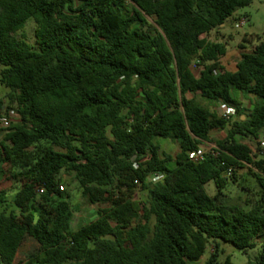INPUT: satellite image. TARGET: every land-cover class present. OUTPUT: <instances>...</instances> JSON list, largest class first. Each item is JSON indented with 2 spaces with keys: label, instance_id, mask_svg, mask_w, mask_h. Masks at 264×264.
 <instances>
[{
  "label": "trees",
  "instance_id": "16d2710c",
  "mask_svg": "<svg viewBox=\"0 0 264 264\" xmlns=\"http://www.w3.org/2000/svg\"><path fill=\"white\" fill-rule=\"evenodd\" d=\"M254 1L0 0L1 83L9 90L0 122L10 110L20 119L0 124V175L22 183L19 214L0 211V264H15L23 237L39 250L17 264H197L211 244L204 264H233L220 262L221 243L256 247L264 236V41L229 71L225 44L208 40ZM30 20L34 46L15 35ZM199 97L237 114L219 116ZM242 98L255 101L251 110ZM215 131L227 136L192 162L189 153ZM157 138L180 152L162 153ZM241 139L257 141L263 157L255 160ZM248 166L258 188L242 186L235 200L225 190ZM62 172L91 204L107 205L76 231ZM137 189L145 198H133ZM6 198L1 192L0 205ZM249 264H264V244Z\"/></svg>",
  "mask_w": 264,
  "mask_h": 264
},
{
  "label": "rangeland",
  "instance_id": "374dc122",
  "mask_svg": "<svg viewBox=\"0 0 264 264\" xmlns=\"http://www.w3.org/2000/svg\"><path fill=\"white\" fill-rule=\"evenodd\" d=\"M245 18L246 24L241 28H237L236 25ZM148 22L155 26L153 18H147ZM35 31L36 23L33 20L28 21L25 28L20 32L16 33V37L25 40L30 46L35 45ZM208 40L211 42H220L225 44L227 48V55L221 58L222 65L229 71H236V63L240 60L242 53L253 52L260 41H264V0H255L249 7L241 8L237 10L234 16L229 19L223 27L213 31L209 36ZM2 66L0 65V100H3L6 104L7 95L9 90L6 89L1 83ZM195 74H199V69H194ZM198 103L210 109L212 112H216L219 116H223L225 105L216 104L215 106L210 105L207 101L202 98H197ZM255 101L250 99L242 98L243 108L245 110H251ZM244 120V118H242ZM20 119L16 116L13 119V125H18ZM5 132L1 134L3 137ZM227 136V131H215L211 134L212 142L204 143L201 147L206 151L210 152L216 148L215 141L223 140ZM241 141L248 145L253 153L255 154V160H260L263 156L262 152L259 151L258 142L253 139H241ZM264 143V137L260 139ZM155 142L161 147L162 153L168 154L175 158L180 152L179 145L176 142L167 139L157 138ZM57 150H60L57 148ZM253 173L258 171L252 166H248L246 169H240L237 171L238 183L233 186L229 185L228 189L225 190V194L230 195L235 200L239 195L244 194L243 191H239L242 186L257 190V180L249 170ZM8 175H12V170L6 167ZM58 184L64 186L65 193L68 196L67 202L69 203L73 212V219L71 223V229L73 231L95 221L98 219V211L101 207L107 205H93L83 195L82 189L79 187L73 174L62 172L57 178ZM22 183L15 179L10 180L8 177H1L0 175V193H6V201L0 205V211L7 210L8 212L15 211L19 214V210L14 205V196L21 187ZM206 192L209 196L213 197L217 193L216 186L213 182L208 183L205 186ZM134 199L140 200L143 197L142 192L137 189ZM264 244V236L256 241V247L254 249L244 252L237 249L232 244L221 243L222 254L220 256V262H224L227 258H230L233 264H249L250 261L257 262L260 259L262 253V246ZM213 246L208 245L205 255L201 262L197 264H204L212 253ZM39 247L37 243L29 238L23 237L17 247V253L15 256V264L21 261H25L31 254L38 252Z\"/></svg>",
  "mask_w": 264,
  "mask_h": 264
},
{
  "label": "built area",
  "instance_id": "2783aa9c",
  "mask_svg": "<svg viewBox=\"0 0 264 264\" xmlns=\"http://www.w3.org/2000/svg\"><path fill=\"white\" fill-rule=\"evenodd\" d=\"M246 24V19L243 18L241 20L240 23H238L236 25L237 28H241L242 26H244ZM197 66L196 65H193L192 69H196ZM225 110L223 112V117L226 118V119H230L231 117H234L236 116L237 114V111L234 107H227L225 106ZM17 116L16 112L14 110H10L6 115L2 116V119H1V122L0 124L2 126H4L5 128H8L11 126V124H13V119ZM262 148L264 149V143L262 144ZM206 151L200 147L199 149L193 151V152H190L189 153V159L192 161V162H195V163H199V162H202L205 158V155H206ZM232 174V170H229V172L224 176V178H228L230 177ZM162 177V175H156L153 177V180L155 181H158L160 180ZM60 190L64 191V186H60ZM37 192L39 194H43L45 192V189L43 187H38L37 188Z\"/></svg>",
  "mask_w": 264,
  "mask_h": 264
},
{
  "label": "crops",
  "instance_id": "0c3cea01",
  "mask_svg": "<svg viewBox=\"0 0 264 264\" xmlns=\"http://www.w3.org/2000/svg\"><path fill=\"white\" fill-rule=\"evenodd\" d=\"M226 55H227V54H226ZM226 55H225V56H226ZM221 63H222V62H221ZM237 63H238V62H237ZM237 63H236V65H235L236 69H237Z\"/></svg>",
  "mask_w": 264,
  "mask_h": 264
},
{
  "label": "water",
  "instance_id": "95a60500",
  "mask_svg": "<svg viewBox=\"0 0 264 264\" xmlns=\"http://www.w3.org/2000/svg\"><path fill=\"white\" fill-rule=\"evenodd\" d=\"M245 119V117H243Z\"/></svg>",
  "mask_w": 264,
  "mask_h": 264
}]
</instances>
